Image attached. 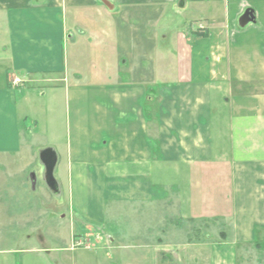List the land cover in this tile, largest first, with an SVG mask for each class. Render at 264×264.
Returning a JSON list of instances; mask_svg holds the SVG:
<instances>
[{"label":"crops","instance_id":"0c3cea01","mask_svg":"<svg viewBox=\"0 0 264 264\" xmlns=\"http://www.w3.org/2000/svg\"><path fill=\"white\" fill-rule=\"evenodd\" d=\"M182 12L206 26L174 24ZM167 13L159 51L151 40ZM26 155L20 170L39 157L55 181L54 218L60 208L70 222L56 253L90 240L180 264L196 246L181 239L190 225L207 238L219 220L254 239L264 230V0H0V160ZM27 215L35 224L18 229L1 214L0 264L45 262L47 215ZM30 230L38 247H8Z\"/></svg>","mask_w":264,"mask_h":264},{"label":"rangeland","instance_id":"374dc122","mask_svg":"<svg viewBox=\"0 0 264 264\" xmlns=\"http://www.w3.org/2000/svg\"><path fill=\"white\" fill-rule=\"evenodd\" d=\"M150 16L151 14H143V22L145 17ZM171 16L172 14L167 13L164 14L163 18L160 20L158 19L159 24L155 30L157 36L155 40L151 41L153 44H156L155 46L158 47L159 51L163 47L164 49L166 47L165 40L163 39L168 34L166 28L167 25L170 26V23L172 22ZM174 21V24L193 23L195 27H198L200 26L199 23H201L202 26H206L204 20H196L186 12H182V14L178 13V15L174 14ZM143 26L146 27V24H143ZM182 29L183 26L180 29H176V31L179 32L182 31ZM143 32L145 34L149 33L147 29H144ZM143 38L147 37L143 34ZM43 144H45V141L42 139H38L33 142L32 150L37 156L39 155ZM214 145V142H212L213 148ZM15 159L16 160H9V158H4V160H0V168L2 167V170H0V209L2 210L0 211V216L3 213V217L8 221L16 220L15 227L18 229H23V227L29 228L30 225H28V223H30L31 226L35 224L33 219L28 220L25 218V220H23L22 217H20L23 213H25V217L26 214H28L27 216H32V218L36 215V213H46V222H42L40 224H42L41 228H44L42 234L43 239L45 240L44 246L46 249H48V252L44 253L45 262H42L41 259V264H63L64 260H72L76 257H78V261L80 263L86 264H96L97 262L100 264H121V256L124 259V264H156V262H153L156 256L152 254L149 249L145 250L139 247H128L127 252L122 253L105 248V244H97L96 242L93 243L90 242V240L87 242H74V246L72 248L70 247L73 251L69 249V251L65 250V252L62 254L59 252L56 253V250L54 251V249H59L62 246L69 245L65 242L62 243L59 239L69 234L71 229L69 226L70 222L68 220L63 222L60 219L61 211L62 214H65V210L63 209V211L59 208L58 219L54 218L55 214L57 213L53 203L54 197L45 183L43 174L39 170V157L38 160L33 163V166L31 168H26L24 172H22L20 169H22L24 163H28L27 161H29V156L26 155L25 159L21 156ZM34 174L36 175V183L35 180H32L31 182L30 179ZM28 181H30V184L27 186ZM5 219L3 222L0 221L1 227L4 224L3 228H5V226L8 224L7 220ZM220 221L221 220L217 221L218 225L216 228H214L212 224L207 226V230L205 232V234L208 236L207 238L205 236L202 237V235L199 236V233L195 231L197 228L200 229V227H204L203 223H198L197 228L196 224L190 225V235L183 236L181 239L185 242L189 237L190 242L192 244H196V246L191 247L190 251L192 253L190 256H188V258L184 253L183 257H185V259L180 264H264V230H262L259 236L255 237L254 239L251 236H246L240 240V238L236 236V230L234 228H228V225H226L223 221ZM63 223L64 226H61ZM12 229L13 228L10 230ZM35 231H31V240L26 241L24 245L20 246L18 242V240L23 238V236L17 235V240H11L12 242L7 244L8 247H27L30 249L38 247V236H35L34 234H37L38 232ZM221 231L223 232L224 236H219V232L221 233ZM100 233L102 232L100 231ZM65 240L67 241L68 237H66ZM202 240H205L207 244L203 245L202 247H198V243H203L200 242ZM215 244H222L223 246L222 250L218 248V252L216 254L212 252V246ZM162 255L167 254L164 253ZM170 256L171 254L169 253V257ZM27 257L30 258L33 264V255H26L25 258ZM194 260H196V263H194ZM174 261L175 260L169 258V264H179L177 262L175 263Z\"/></svg>","mask_w":264,"mask_h":264},{"label":"water","instance_id":"95a60500","mask_svg":"<svg viewBox=\"0 0 264 264\" xmlns=\"http://www.w3.org/2000/svg\"><path fill=\"white\" fill-rule=\"evenodd\" d=\"M244 21L246 24L250 22H254V12L252 10H247L246 13L244 14ZM54 177L53 174L49 173L48 178L46 179V183L49 188L54 189Z\"/></svg>","mask_w":264,"mask_h":264},{"label":"built area","instance_id":"2783aa9c","mask_svg":"<svg viewBox=\"0 0 264 264\" xmlns=\"http://www.w3.org/2000/svg\"><path fill=\"white\" fill-rule=\"evenodd\" d=\"M22 81H21V79H19V78H13V80H12V85L14 86V87H19V86H21L22 85Z\"/></svg>","mask_w":264,"mask_h":264},{"label":"flooded vegetation","instance_id":"af4514ba","mask_svg":"<svg viewBox=\"0 0 264 264\" xmlns=\"http://www.w3.org/2000/svg\"><path fill=\"white\" fill-rule=\"evenodd\" d=\"M204 31H205L204 28H200V29L197 30V32H199V33H203Z\"/></svg>","mask_w":264,"mask_h":264},{"label":"trees","instance_id":"16d2710c","mask_svg":"<svg viewBox=\"0 0 264 264\" xmlns=\"http://www.w3.org/2000/svg\"><path fill=\"white\" fill-rule=\"evenodd\" d=\"M224 235V234H223ZM259 235H257L256 237H258Z\"/></svg>","mask_w":264,"mask_h":264}]
</instances>
